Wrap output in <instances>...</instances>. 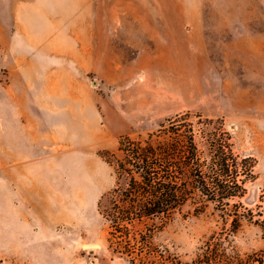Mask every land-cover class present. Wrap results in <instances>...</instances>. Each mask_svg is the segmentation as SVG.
Returning <instances> with one entry per match:
<instances>
[{"label": "rangeland", "instance_id": "obj_1", "mask_svg": "<svg viewBox=\"0 0 264 264\" xmlns=\"http://www.w3.org/2000/svg\"><path fill=\"white\" fill-rule=\"evenodd\" d=\"M131 2L97 3L107 34L87 72L78 35L36 34L30 4L23 20V0H0V264H147V247L154 264H188L212 236L244 258L264 251V0H140L153 37L140 55L126 43L139 42L122 14ZM62 15L48 25H86ZM180 116L229 133L250 170L244 197L226 219L189 201L144 246L111 241L101 210L119 186L121 143L154 145Z\"/></svg>", "mask_w": 264, "mask_h": 264}, {"label": "trees", "instance_id": "obj_2", "mask_svg": "<svg viewBox=\"0 0 264 264\" xmlns=\"http://www.w3.org/2000/svg\"><path fill=\"white\" fill-rule=\"evenodd\" d=\"M156 137L163 140L153 145L150 136L147 146L128 138L121 143L119 186L105 197L101 210L111 241L134 239L144 246L189 201L197 205L198 213L215 204L226 219L229 202L245 195L243 177L250 174L247 159L241 161L235 154L231 137L221 125L202 119L194 124L188 116H180L163 125ZM154 224L160 226L149 228ZM235 230L230 228L221 236L229 240ZM221 239L212 236L188 264H264V251L244 258L229 247L222 250ZM147 249L151 258L147 264H154L158 252ZM117 253L130 256L134 252L117 248ZM172 264L181 262L174 258Z\"/></svg>", "mask_w": 264, "mask_h": 264}, {"label": "crops", "instance_id": "obj_3", "mask_svg": "<svg viewBox=\"0 0 264 264\" xmlns=\"http://www.w3.org/2000/svg\"><path fill=\"white\" fill-rule=\"evenodd\" d=\"M109 0H23V20L25 18L24 11L28 9V5L30 4V10H34L35 17L37 20V28L40 26L45 30L41 31L37 30L36 34H63V35H78L79 41L81 42V46H78L77 56L74 57L77 65L83 68L85 71H90L88 68L96 65L99 61V57H97L94 52L92 46V42L98 36L102 34H107V31L103 33L104 27L97 22V16L93 15V12L96 14L97 3L100 2V6L107 5ZM111 1V0H110ZM116 1H124V0H116ZM26 5V8L24 6ZM54 3H58L57 10L54 7ZM62 4V6H61ZM140 0H132L131 4L125 5L122 4V14L123 17L128 21V24L133 26L136 32H138L139 42L133 43L131 41H127L126 43L130 47L131 50H134L140 55L143 51V47L141 44H150L153 37L150 36V26L143 23L141 19H148L149 14L145 15L143 12H140ZM124 7V8H123ZM130 8V9H129ZM130 10H134V13L129 12ZM62 13L66 15H62L64 17H80L86 25H80L76 29L75 27H67L64 30H56L57 26H49V20L52 21L56 18L55 15L61 17ZM79 12L76 14V12ZM98 11V10H97ZM46 19V23L43 20ZM57 19V18H56ZM40 20H42V25H40ZM99 23V24H98ZM149 27V28H148ZM110 32V31H109ZM76 48V47H73ZM96 61V62H95ZM110 66L114 64L112 62H108Z\"/></svg>", "mask_w": 264, "mask_h": 264}, {"label": "water", "instance_id": "obj_4", "mask_svg": "<svg viewBox=\"0 0 264 264\" xmlns=\"http://www.w3.org/2000/svg\"><path fill=\"white\" fill-rule=\"evenodd\" d=\"M91 253H93V252H91Z\"/></svg>", "mask_w": 264, "mask_h": 264}]
</instances>
